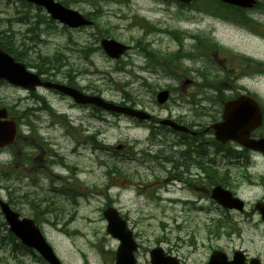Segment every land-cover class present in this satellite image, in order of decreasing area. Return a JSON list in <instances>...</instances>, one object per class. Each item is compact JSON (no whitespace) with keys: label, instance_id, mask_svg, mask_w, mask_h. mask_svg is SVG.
<instances>
[{"label":"rangeland","instance_id":"obj_1","mask_svg":"<svg viewBox=\"0 0 264 264\" xmlns=\"http://www.w3.org/2000/svg\"><path fill=\"white\" fill-rule=\"evenodd\" d=\"M98 1L77 0L72 9L81 13H92L93 3ZM205 1L209 4L212 2V0H203ZM14 2L18 4L15 0ZM261 2L264 3V0ZM5 3L6 0H0V34L13 37V42L17 46L22 43L24 37L22 33L26 25L7 22L6 19L13 16L14 8ZM98 6L103 11L102 16L97 20L99 28L107 29L111 38L131 46V50L124 56V72H114L113 70L117 68L116 62L110 61L101 50L95 51L88 59L80 58L76 52H73L77 47L97 48L95 42L97 37L93 35H97L98 31L93 28L68 32L57 27L54 30H47L39 36L40 42L34 45L33 50L22 52L25 58L33 62L38 53L47 56L55 52L62 53L65 55L61 58V63L64 65L62 72L68 69H79L83 72L86 70L87 74L75 78L79 87L91 86L95 91H102L101 95L105 100L115 103L122 102L128 94L137 102V108L159 118L186 117L187 122L195 121L203 124L209 119V102L205 99H209L210 92L205 90L198 93L193 87L179 90L180 83L189 79L192 80V84H200L195 70L207 67L206 62L210 65L211 72L218 74L222 79L227 78L228 74L236 75L244 70V60L241 57L259 59L264 63V41L260 39L256 41L247 36V33L251 34L249 31H256V28L245 27L241 30L238 24L222 23L218 18L213 17L214 8H207L203 4L201 6L205 11L199 6L182 7L176 2L165 0H103ZM252 10H249L245 16L255 22L259 27L258 34L264 37V13L262 10L259 12ZM234 17L242 19L239 14ZM139 18L145 19L149 28H160L164 32L178 29L186 33L181 36V42H176L170 31L149 33L148 28H142L143 23ZM41 30L44 31V28L42 27ZM202 33L207 34L208 38L217 42L223 49H207L202 56L206 62L202 59L197 61L180 59L179 72H174L176 77L173 80L165 76V73L156 66L149 68L146 59L135 47V42L145 37L146 42L162 56H170L180 49L188 53L195 49V43L186 36L197 37ZM25 46L29 47L27 44ZM164 59L167 58L159 57V60ZM154 63L157 64L156 61ZM28 69L35 72L33 68ZM55 78L59 82H65L62 80L63 73ZM242 83L248 84L249 81L242 80ZM166 88L171 89V97L166 105L160 108L155 103L154 95L160 89ZM260 91L258 93L264 98V84H261ZM45 96L51 101L50 105L56 116L70 118L74 126L69 127L70 131L66 126H61L48 132L59 123V120L45 114L43 118L35 114V124L42 130L32 137L40 145L33 156L35 161L24 169L14 166L17 170L3 168L0 165L2 172L8 171L3 181L0 180V196L6 202L9 201L10 206L20 216L29 218L36 216L41 220L39 227L62 264H111V255L108 256L107 253L113 256L118 242L105 231L106 222L102 211L107 206L114 207L127 219L129 228L141 246L138 254L141 264H148L146 251L162 239H167L174 246H178L179 249L173 252L182 260H186L187 264H205L211 250L220 248L246 249L249 255H258L264 261L263 228L256 219H252L251 223L244 221L245 223L235 227L233 222L238 223L242 218L232 214L230 222L234 234L240 230V235L228 236L223 228L220 229L219 239L209 237V231L214 229L215 223L218 220L225 222L227 214L210 200L208 187L202 183L200 186L195 184L196 187L191 186L189 189L178 182L166 184L164 181L166 174L158 166L150 171L148 165L137 163L138 153L143 150L149 134L145 123L137 128L130 119L111 114H103L105 122H100L88 116L91 109L88 112L84 111L83 117L80 113L69 109L68 101H57L56 97L47 94ZM192 98L196 105L202 108L204 116L199 118L196 116L195 106L188 103ZM0 104L10 107L19 114L26 107H39V104L32 102L25 92L9 85H0ZM12 113L11 116L15 118ZM79 127L84 129V134L79 133ZM23 129L26 133L27 128ZM97 132L100 133L99 141L103 144L123 145V149L117 152L118 156L115 160L120 176L113 177V186L108 191L103 190L108 179L104 175L106 169L101 160H107L106 155L109 153L98 151L91 143L84 142L82 145L84 138L80 136L85 137ZM23 149L26 153L35 148L28 146ZM19 152L24 154L20 149L17 153ZM132 153L135 155L134 159ZM52 155L56 156V160H60L64 169L52 164L54 162ZM11 159L12 155L7 150L0 155L1 164H6ZM232 173L238 178L237 182L241 183L240 193H243L250 206L257 195L242 183L240 178L244 171L234 166ZM64 177L68 178L67 186L80 196L75 205L72 203V197H68L63 192L66 190L59 187V181ZM5 184H8V188L4 187ZM53 189L62 191L53 192ZM34 204H37L41 210L48 208L49 211L41 217L32 209ZM249 206L247 211L250 209ZM50 209L53 211L52 214H48ZM55 222L58 226H62V229L66 228V232L62 233L55 229L53 225ZM1 223L4 222L0 215V264H41L37 254L22 250L19 247L20 243L10 237L8 227L4 228ZM255 224H258L257 228L254 227ZM169 246L162 245L164 249Z\"/></svg>","mask_w":264,"mask_h":264},{"label":"flooded vegetation","instance_id":"obj_2","mask_svg":"<svg viewBox=\"0 0 264 264\" xmlns=\"http://www.w3.org/2000/svg\"><path fill=\"white\" fill-rule=\"evenodd\" d=\"M33 9L37 13V9ZM243 69V72H240L242 76L250 75L245 71H250L246 65L243 66ZM239 79L240 76H237L233 84L225 83L210 87L215 97L210 102L209 125L205 128H202L199 122H187L186 117L175 119V122L185 125L191 132H195L193 135L191 133H172L169 128L159 124L160 119L152 117L149 123L152 130L147 137L144 151L147 154L148 162L153 167L159 166L161 169L169 171L166 173L167 180L178 181L189 188L195 184L199 185L201 181L210 188L221 186L230 189L232 194L241 200L243 197V193H240L241 183L239 184L238 178L233 175L232 167L235 166L243 170L244 173L240 179L247 188L257 195V198L247 212L231 211L230 215L236 214L242 220L254 218L259 221L260 215L255 210V206L264 204V99L251 90L252 86L249 88L240 84ZM232 80L231 78L230 81L232 82ZM241 95H249L254 99L256 106L250 108L248 113L254 117V121H257L260 116L261 121L259 125L249 130L247 136L240 137L239 140H242L243 144L232 141L219 143L215 140L214 126L222 119L224 105ZM207 127H210V130L205 133L204 130ZM160 131L167 133V141L164 140L165 135H156L154 138L153 134H158ZM261 225L264 228V224L261 223ZM236 251L242 252L241 255H237V260L241 264H264L260 256H251L242 248L224 252L229 262L235 260ZM164 253L175 257L179 264H187L186 260H182L172 250L166 249ZM136 264H141V262L137 260ZM149 264L151 263L149 262Z\"/></svg>","mask_w":264,"mask_h":264},{"label":"water","instance_id":"obj_3","mask_svg":"<svg viewBox=\"0 0 264 264\" xmlns=\"http://www.w3.org/2000/svg\"><path fill=\"white\" fill-rule=\"evenodd\" d=\"M29 2L40 5L46 9V11L55 20L60 21L64 25L71 28H77L81 26L90 25V22L86 21L79 13L71 10L64 9L58 3L53 0H28ZM183 3L190 4L193 0H179ZM225 3L236 5L239 7H251L254 4V0H221ZM101 46L108 57L113 59H118L126 50L127 47L113 41V40H101ZM0 79L6 80L7 82L27 88L29 90L34 89L35 86H44L47 88L57 89L65 94H68L74 98L78 103L83 104H93L100 107L106 111L117 112L125 114L131 117H136L138 119H148V115L141 111L132 110L126 107L116 106L110 103L104 102L99 97H91L80 94L76 90L51 83H42L37 75L31 74L26 71L23 64L15 62L13 58L4 53L0 49ZM168 98V92H160L157 95V100L159 104H163ZM246 98H240L237 103L226 105L225 114L223 116L224 122L219 127L217 135L218 139L225 141L231 138L230 130L235 124L242 121L243 119L240 115L231 116L228 111L237 108L238 102L244 101ZM246 105L244 103L239 104L240 108H244ZM6 110H0V118H6ZM164 125H169L176 130L185 129L177 126L172 121L165 120L162 122ZM229 129H228V128ZM15 136V126L12 121L0 122V148L7 144L12 143ZM212 198L215 199L220 205L225 208H240L241 203L234 199L231 194L221 188H215L212 191ZM0 209L4 216V219L9 225V230L14 234L24 245L29 248L35 249L49 264H60L58 259L53 254L51 248L48 246L43 236L41 235L38 227L30 219H19V215L10 210L7 204L0 200ZM105 219L108 221L107 232L114 238L120 240V246L116 252V264H132L134 261L133 251L136 249L134 241L132 239V234L129 232L125 226L124 221L121 220L118 213L112 209L108 208L103 212ZM217 255H212L209 264H218L215 261ZM160 264V262H155Z\"/></svg>","mask_w":264,"mask_h":264},{"label":"trees","instance_id":"obj_4","mask_svg":"<svg viewBox=\"0 0 264 264\" xmlns=\"http://www.w3.org/2000/svg\"><path fill=\"white\" fill-rule=\"evenodd\" d=\"M221 7L229 9V10H235V9H232L230 7H227V6H221ZM218 8L220 9V6ZM220 11L222 12V10H220ZM103 36H104V34H103ZM0 45L7 53H9L11 56H13L16 60L25 62L26 64H29V63L34 64L35 67L40 72L48 71V69H51V68L59 69L61 67L60 62H58L59 58H61L59 55L53 56V57L39 56L34 60V62H29L28 59H26L25 56L22 54V51L26 50V49L23 48L21 45L18 47L14 43H12V41L10 39H8L6 37L4 38L1 36H0ZM147 53L151 54L152 58L155 57V54L152 52L151 53L148 52V49L146 47L144 54L146 55ZM54 63H56V64L54 65ZM170 64H171L170 62H167L168 66H170ZM125 100L129 101L130 97H126ZM35 209H36L37 213H39L41 211V209L38 208V205H36ZM48 211H49L48 208L43 209V213L48 212ZM50 211L53 212L52 209H50ZM1 225L4 226L3 223H1ZM10 237H12V236H10Z\"/></svg>","mask_w":264,"mask_h":264},{"label":"bare ground","instance_id":"obj_5","mask_svg":"<svg viewBox=\"0 0 264 264\" xmlns=\"http://www.w3.org/2000/svg\"><path fill=\"white\" fill-rule=\"evenodd\" d=\"M246 35V34H245ZM248 36V35H247ZM251 37V36H250ZM252 39H254V40H256V41H259V38H257V37H255V36H252L251 37ZM261 42V41H260ZM59 191H62V190H53V192H59ZM75 193H74V191H69L66 195L68 196V197H71V196H73ZM49 214H52V212H50ZM56 219V218H55ZM51 223V222H50Z\"/></svg>","mask_w":264,"mask_h":264}]
</instances>
